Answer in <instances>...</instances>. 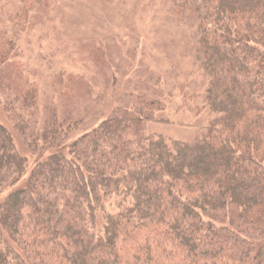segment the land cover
Instances as JSON below:
<instances>
[{
	"label": "trees",
	"instance_id": "obj_1",
	"mask_svg": "<svg viewBox=\"0 0 264 264\" xmlns=\"http://www.w3.org/2000/svg\"><path fill=\"white\" fill-rule=\"evenodd\" d=\"M174 3L199 20L205 131L124 139L168 121L125 109L50 153L0 202V264H264V0ZM33 135L35 148L60 137L49 123ZM25 166L0 122V194Z\"/></svg>",
	"mask_w": 264,
	"mask_h": 264
},
{
	"label": "rangeland",
	"instance_id": "obj_2",
	"mask_svg": "<svg viewBox=\"0 0 264 264\" xmlns=\"http://www.w3.org/2000/svg\"><path fill=\"white\" fill-rule=\"evenodd\" d=\"M198 21L192 12L180 16L174 0H0V122L26 158L21 175L6 172L0 202L50 153H67L117 111L168 119L130 124L124 139L202 135L208 79ZM21 120L29 122L26 135L15 127ZM48 123L58 142L35 148L33 127Z\"/></svg>",
	"mask_w": 264,
	"mask_h": 264
}]
</instances>
